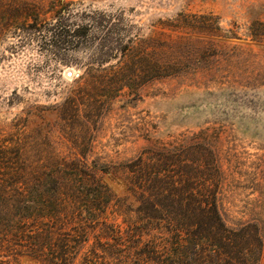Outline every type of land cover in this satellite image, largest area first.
I'll return each instance as SVG.
<instances>
[{
  "label": "rangeland",
  "instance_id": "1",
  "mask_svg": "<svg viewBox=\"0 0 264 264\" xmlns=\"http://www.w3.org/2000/svg\"><path fill=\"white\" fill-rule=\"evenodd\" d=\"M181 174L264 264V0H0V264H159L128 244Z\"/></svg>",
  "mask_w": 264,
  "mask_h": 264
},
{
  "label": "trees",
  "instance_id": "2",
  "mask_svg": "<svg viewBox=\"0 0 264 264\" xmlns=\"http://www.w3.org/2000/svg\"><path fill=\"white\" fill-rule=\"evenodd\" d=\"M67 11L62 7V11ZM87 24L80 25L75 22H64L58 20L52 22V29L55 35L65 34L71 38H80L87 34ZM58 31V32H57ZM168 151V150H167ZM182 180L178 182L180 188H172L166 192L157 191L156 200L148 201L147 209H150V216L156 217V220L149 221L147 230L148 238L142 242L143 235L137 232L132 241L136 243L128 244L129 254L139 258H149L153 261H158L159 264H240L234 263V254L241 255L242 249L238 244L237 232L228 228L222 221L216 205V201L205 192L206 188L196 187V177L194 174H181ZM143 180L140 179L138 184H134L136 189L141 188ZM142 184V185H141ZM173 183V186L174 187ZM143 190V189H142ZM144 191H140L141 193ZM95 194V192H93ZM77 198L80 203L86 201L93 203L96 200H88L79 196L76 192L69 195L70 202L77 203ZM51 199H61L57 196ZM79 202V201H78ZM100 205V202H97ZM79 206H77L78 208ZM82 208V205L79 209ZM33 206L25 205L23 210L26 211V216L22 220L18 219L20 229V237L29 242L31 245H38L37 238L43 237L42 231L35 232L34 228L28 225L35 220V216H29L31 211H35ZM153 211V212H151ZM159 215V216H154ZM59 216H44L42 218L57 219ZM151 217L149 219H151ZM43 219V220H44ZM3 224L14 230L12 226L13 220L8 217H3ZM20 224H23L21 226ZM153 230L155 232H153ZM122 241H126L125 237H121ZM121 245L123 243H120ZM39 246V245H38ZM36 247V246H35ZM32 247L31 249H35ZM132 247V249H131ZM36 250V251H42ZM57 258V256H56ZM55 256L53 259L56 261ZM162 259V260H161Z\"/></svg>",
  "mask_w": 264,
  "mask_h": 264
}]
</instances>
